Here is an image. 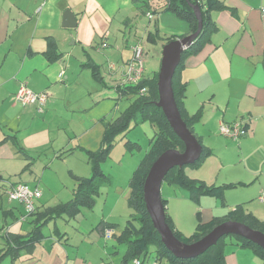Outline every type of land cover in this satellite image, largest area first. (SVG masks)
Segmentation results:
<instances>
[{"label": "crops", "instance_id": "crops-1", "mask_svg": "<svg viewBox=\"0 0 264 264\" xmlns=\"http://www.w3.org/2000/svg\"><path fill=\"white\" fill-rule=\"evenodd\" d=\"M136 1L141 0H0V186L9 181L7 177L20 176L22 172L29 170L37 156H43L50 167L54 160L74 157L78 152H84L87 156L85 169L75 167L76 159L70 160L67 171L72 181L70 198L47 205L41 201V194L35 200V214L24 220L19 219L20 213H24L22 203L10 200L7 190L5 191L7 202L11 205L18 202L20 209L18 216L15 206L8 208V204L5 208L0 200V212L4 221L0 226V252L13 250L12 254L3 256L0 261L5 257L14 260L20 256L21 249H26V260L21 264H66V258L63 260L58 252H54L42 263L40 258H35L37 245L45 237L43 229L58 217L69 220L75 218L82 208L89 207L80 206L74 213L65 210L48 220H44L38 213L63 207L72 201L78 180L92 176V163L88 153L101 147L105 123L118 117L133 100L129 94L117 93L115 86L122 83L126 64L133 56V46L140 45L139 42L130 40V30L126 39V28L133 25L138 16ZM151 1L153 4L149 0L143 2L152 8L147 12L153 9L163 11L166 0ZM221 1L227 8L211 12L217 29L210 34L209 41L198 53L186 54L184 57L181 54L183 62L176 78L185 84L183 105L188 114L192 115L199 110V119L191 125L192 134L211 150L209 156L193 167L196 169L189 176L208 184H236L224 191L221 202L228 208L219 214H212L210 211L211 216L207 219L200 215L202 221L223 216L238 204H242L246 211L258 219L264 220V205L257 206L253 203V207L250 206L251 199L257 198L264 189V14L261 12L264 0ZM67 10L74 17V20L73 17L70 20L74 25L69 27L63 25V13ZM155 31L157 34V29ZM155 33L149 30L146 39L155 42ZM190 33L192 32L186 26L179 37L171 35L179 39ZM149 36L152 37L151 40ZM50 38L60 54L58 59L51 61L45 55ZM92 52L101 57H95ZM141 60L143 64V58ZM89 61L98 65L102 82L85 65ZM102 63L105 76L101 71ZM156 63L153 61L152 67ZM79 69L87 70L95 84L103 90L95 84L80 82L75 77ZM85 76L84 73L83 77ZM22 85L33 92L44 93L45 102H19L15 94ZM107 88L112 89L113 93L106 92ZM119 99L129 102L123 110L117 105ZM117 110L118 114H115ZM106 115H111V118L107 119ZM237 121L245 123V135L232 139L220 133L221 124ZM127 141L135 142L139 147L128 149ZM151 142L152 140L144 154L149 150ZM216 142L223 145L224 158L221 155L217 157V163L207 165L205 160L213 154L211 146ZM231 146L236 148L235 156L229 153ZM124 147L126 151L133 153L140 150L141 144L138 140L127 138ZM108 157L100 163L105 177L98 194L102 187H110L113 183L102 168V163ZM136 168L128 179L127 199L130 192L129 181ZM17 183L39 188L38 181H35L33 187L23 180L8 182V185ZM163 183L166 182L161 183L160 195L166 200L167 212L168 199L171 197L192 201L188 191L175 183L166 184L170 185L168 188L178 190L176 196L174 191L163 194ZM238 187L245 188L246 196L229 207L224 202L226 193ZM8 217L14 220L13 223L19 220L28 222L29 228L22 229L23 225L20 223L17 231H10L6 221ZM170 217L174 227L182 232L175 218L172 215ZM100 221L114 223L104 218L96 222L87 237L97 242L103 236L101 227L98 226ZM114 224L115 230L119 232L117 223ZM37 228L41 235L30 239ZM54 233L57 237L55 242L67 255L68 251L63 246L67 237L58 229ZM61 238H64L63 241ZM226 247V264H241V259L249 252L246 250H250L239 246L229 249ZM252 253L251 251L250 254ZM89 263L83 260L81 264ZM119 264H124L122 257Z\"/></svg>", "mask_w": 264, "mask_h": 264}, {"label": "rangeland", "instance_id": "rangeland-1", "mask_svg": "<svg viewBox=\"0 0 264 264\" xmlns=\"http://www.w3.org/2000/svg\"><path fill=\"white\" fill-rule=\"evenodd\" d=\"M149 1L151 4H153L151 0ZM143 2V0L139 2L136 1L138 16L136 18V22L126 28V39H128L129 36L128 30H130V40L139 42L143 49L142 58L144 64V76L152 77L154 72H157L158 74L161 51L164 42L167 41L166 38L171 36V34L178 35L179 37V34L187 26V22L181 16L178 17L171 12H163L160 9L156 11H154V9L149 11L152 13V16L150 17L151 19H148L146 12L152 8L145 6L144 9H142ZM144 29L147 30L144 31ZM155 29H157L158 32L155 34V42L148 41L146 39L147 32L149 30L155 32ZM92 53L95 55V57H101L95 52ZM147 53L148 55H146ZM153 61L157 62L154 67H152ZM101 71L105 76L106 71L104 70V63H102ZM84 73L86 74L85 77H83ZM75 77L82 83L89 82L92 85L96 83L87 70L79 69L75 74ZM95 85L100 87L98 84ZM105 91L108 93H113L112 89L110 88L105 89ZM128 104L129 102L127 100H117V105H120L122 110ZM115 114H118V110ZM63 116H66V114ZM106 116L107 119L111 118V115ZM155 130V125L151 124L147 120L140 122L139 124H135V122L132 120L129 124V128L119 133L115 137V143L110 155L106 161L102 163L104 172H106L112 178V186L102 187L100 189V193L95 196L96 201L93 208H82L81 212L77 214L75 218L69 220H66L65 217H58L55 220L50 221L43 229L45 237L41 240L40 244L37 245L35 258H40L42 263L47 261L51 255L54 254V252H58L63 260L66 258V264H81L83 260L90 262L89 264L120 263L121 257L125 251V245L116 243L112 237L109 238L108 241L104 238V236H102L98 242L93 241L87 237V233L92 231V227L101 218L117 223L118 231L123 227L125 220L129 217L131 212V209L127 205L126 201L128 179L134 168H136L137 163L143 156L145 150L148 148ZM28 138L26 142H28ZM127 138L138 140L141 144L140 150L134 151L133 153L126 151L124 147V141ZM211 148L214 152L205 160L207 165L210 163H217V157L222 155V158H224L225 155V149L221 143H213ZM236 152V148L231 146L229 153L235 156ZM71 159L77 160L75 167H83V169L87 168V156L84 152H78L74 157H66L64 159L54 160L52 167L48 165L43 156H37L29 170L22 172L20 176L11 175L7 177L9 181L3 183V187L0 186V200L3 201L4 207L6 208L8 204V208L12 205L13 207L15 206L16 213H18L19 216L18 210L20 209V204H18V202H13L11 205L10 202H7V195L5 191L9 186L8 182H19L20 180L26 181L31 187L35 186V181H38V186L42 190L41 201L45 202L47 205L69 199V190L71 189L72 181L67 174V171ZM195 169L196 168H193L190 165L184 166V171L188 175L193 174ZM168 187H170V185L163 183V194H171V192L174 191V189ZM244 189L245 188L238 187L228 191L226 193V198H224V202L230 207L231 204H235L237 201L242 200V196H246ZM177 191H174L175 196ZM200 199L197 203L195 201L192 202L187 200L186 198L180 199L171 197L168 199V214L175 218V221L177 222L178 226H180L184 236H190L193 233L196 222L200 215L201 218L207 219L211 216L210 211L213 212L212 214H219L228 208L221 202L222 199L216 195L214 196L205 194L202 195ZM251 200V207H253V203L257 206L264 205V201H260L258 196L257 198H253ZM22 213L23 212L20 213L19 219L21 218ZM6 221L7 227L9 226L8 228L10 231H17L20 227V223L23 225L22 229L27 230L29 228L28 222H24L22 220H19L20 222L18 221L13 223L14 220L11 217H8ZM3 222L4 221L0 212V226ZM55 229H58L60 232L64 233V237H67L65 240L66 243L64 244L63 242L65 250L68 251L67 255L64 250H60L58 244L55 242V239H57L54 233ZM230 238L232 237L228 236L227 240ZM63 239L64 238H61L62 241ZM230 247L236 248L235 245L228 244L226 249H229ZM153 248L154 247L150 248L149 255L151 258L156 257ZM246 251L249 252L247 255L243 256L244 258L241 259V264H262V260L260 258L257 256L254 257L253 253L250 254V250ZM242 253L244 252H239V254ZM26 256V249H21V254L19 257L14 260H11L9 257H5L2 261H0V264H21L26 260ZM159 262L160 264H168L165 259H159Z\"/></svg>", "mask_w": 264, "mask_h": 264}, {"label": "trees", "instance_id": "trees-1", "mask_svg": "<svg viewBox=\"0 0 264 264\" xmlns=\"http://www.w3.org/2000/svg\"><path fill=\"white\" fill-rule=\"evenodd\" d=\"M146 2V0H144ZM193 4H197L201 11L202 17V29L200 33L192 41L191 45L187 47L182 53V57L186 54L198 53L204 44L209 41V36L212 32L217 29V25L212 19L211 12L214 10H220L227 8L221 0H166L162 8L163 11H169L172 14L183 17L187 22V28L189 32H194L197 29L198 21L192 8ZM148 4L143 3L142 9ZM151 13V12H147ZM156 32V31H155ZM154 32V33H155ZM156 34V33H155ZM150 40L152 37H150ZM168 42L175 39V36H169L166 38ZM55 43L50 38L48 39V48L45 55L51 61L52 59H58L60 54L55 49ZM182 59L175 69L172 77V89L174 93V99L179 109L180 115L183 121L186 123L188 129L191 130V125L199 119V110L189 115L183 105V98L185 94V84L178 81L177 73L178 69L182 66ZM87 65L94 75V77L102 82V77L98 71V65L94 62L89 61ZM117 93L120 95L129 94L133 97V100L128 107L115 119L107 121L101 140V147L94 152H89V160L92 163V176L88 178H81L78 180L77 187L74 191L72 201L68 204H64L63 207L51 209L40 214L44 220H48L55 216L60 215L65 210L68 212H75L78 207H92L94 204V195L98 194L100 186L103 185L104 174L101 170L100 163L109 155V152L114 145L115 137L129 128L130 122L133 120L135 124L143 121H149L155 125L156 130L154 137L151 142L149 150L141 158L136 170L129 181V196L127 203L131 212L129 217L126 219L123 227L114 235V239L118 244L125 245V251L122 255V262L129 264L132 259L136 257H146L150 253V248L154 247L155 255L158 259H165L168 264H226L225 247L228 244L239 246L240 248L250 249L258 258L262 260L264 264V249L254 242L233 234L221 236L216 244L208 248L206 251L196 257L179 258L174 256L161 242L160 236L154 228L151 218L145 208L143 199V183L147 174V171L151 163L156 157L167 149H178L183 150L184 144L182 140L172 130L169 122L164 116L162 110L156 106L158 99L157 91V73L155 72L152 77H146L143 75L142 79L137 83H121L115 86ZM144 88V91H141ZM198 142L201 141L197 138ZM128 149H136L139 145L135 142H126ZM201 154L190 166H198L202 160L210 155L211 150L201 144ZM164 182L168 184H178L185 188L192 201L196 203L202 195H216L223 200L224 191L228 188L236 186V184H222L214 185L208 184L200 179L189 176L184 171L183 167H172L164 176ZM162 204L165 211V220L170 227L172 233L179 240L191 243L207 232L211 230L215 225L225 220H235L248 225L250 228L258 229L264 232V220L258 219L251 212L246 211L242 204L236 205L233 210L227 211L223 216H214L209 221H202L200 216L196 222L195 229L190 236H184L183 233L174 227L173 221L166 210V200L161 198ZM71 213V214H73ZM35 211L30 215H34ZM98 226L100 230L107 228H116V224L105 221H100ZM40 226H38L39 228ZM35 230L34 235L29 237L39 238L41 235ZM228 236H231L227 240ZM22 242V241H20ZM13 250L7 249L6 251L0 252V258L5 255L12 254Z\"/></svg>", "mask_w": 264, "mask_h": 264}, {"label": "water", "instance_id": "water-1", "mask_svg": "<svg viewBox=\"0 0 264 264\" xmlns=\"http://www.w3.org/2000/svg\"><path fill=\"white\" fill-rule=\"evenodd\" d=\"M198 21L197 29L179 39H173L163 45L161 62L157 75L158 100L155 102L175 134L184 144L183 150L167 149L161 152L151 163L144 183L143 199L151 222L160 236L163 245L176 257H196L216 244L217 240L228 234L244 237L264 249V232L250 228L248 225L235 220H225L211 228L209 232L198 240L186 243L174 236L165 220L164 206L161 201L160 187L166 173L172 167H182L193 164L200 157L201 145L183 121L172 89V77L179 64L181 54L189 47L202 29L201 11L197 4H193ZM63 25L73 26L70 20L73 14L67 10L63 13ZM74 20V17H73Z\"/></svg>", "mask_w": 264, "mask_h": 264}, {"label": "built area", "instance_id": "built-area-1", "mask_svg": "<svg viewBox=\"0 0 264 264\" xmlns=\"http://www.w3.org/2000/svg\"><path fill=\"white\" fill-rule=\"evenodd\" d=\"M262 14H264V7L261 8ZM148 17L152 16V13H147ZM142 47L137 44L133 46V56L130 59L125 68L124 76L122 83H137L143 77V64H142ZM145 89L142 88L141 91ZM15 98L21 102L22 104L26 103H35L39 102L43 104L46 100V95L44 93H36L22 85L15 94ZM219 131L221 134L228 136L232 139H237L240 136L246 134V128L244 122H233L230 124L224 123L219 127ZM7 195L10 200H16L22 203L24 208V213L21 216V219L24 220L28 216H30L35 211V200L40 198L42 192L39 188H30L25 183H17L10 184L9 188H7ZM258 199L260 201H264V189L258 195ZM117 234V231L114 228H105L103 230V236L105 239H109L114 237ZM129 264H160L159 259L157 257H150L147 255L145 258L136 257L131 260Z\"/></svg>", "mask_w": 264, "mask_h": 264}]
</instances>
